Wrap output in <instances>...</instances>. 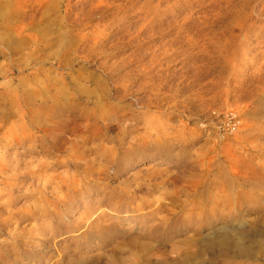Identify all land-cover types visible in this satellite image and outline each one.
Wrapping results in <instances>:
<instances>
[{"label": "bare ground", "instance_id": "1", "mask_svg": "<svg viewBox=\"0 0 264 264\" xmlns=\"http://www.w3.org/2000/svg\"><path fill=\"white\" fill-rule=\"evenodd\" d=\"M86 1L82 0V3ZM124 1L126 0H93L92 9L86 13H78L75 19L87 21L93 13H105L111 8L119 10ZM164 2L175 4L171 3V0H160V3ZM194 2L203 6L202 9L205 10L198 16L199 23L190 29L185 24L178 26V23L167 28L166 32L175 28H179V31L168 41L163 56L159 59L165 67L163 71L171 72L178 56L206 40L207 47L201 51L202 54H206V61L202 63L206 70L201 69L188 78L183 72L178 74L179 70L160 75L154 72L158 57L153 55L151 60L153 67H149L141 74H130L121 82L126 94L134 87L136 91L150 90L147 97L135 98L130 104L125 105L121 110L127 111L125 115L111 112L115 107L109 103L107 96L104 97L107 88L100 90L101 85L107 87L101 81L96 80L95 89L90 90L89 83L94 80L89 77L87 79L90 80L85 83L70 82L71 87L69 84L66 87L62 82L58 83L56 94L49 91L41 92L36 88L37 82L28 84L29 81L23 80L22 86L26 88L22 90L23 103H20L19 97L11 91V86L5 93H0L3 96L0 97V133L5 131L2 134L6 135L9 132L7 138L11 137L12 130L27 132L33 128L43 135L56 130V123L53 120L42 118L44 111H48L49 103L55 112L61 109L74 115L75 121L80 125L72 130V138L63 139V144H60L59 132L55 137L57 140L50 144L47 153H50L49 150L66 152L74 147L78 151L86 148V143L100 140L97 148L102 149V157L94 161L104 160L106 165L94 169L95 162L90 165L84 163L83 157L74 159L79 160L77 167L86 175L103 177L102 180L107 181L105 188L115 182L124 170L121 166L135 161L138 152L142 153L139 154L141 158L137 160V164L151 160L150 167L156 169L135 183L137 187L133 193L131 186L119 183L121 188L113 193L101 195L99 190L103 186L98 184L99 180L83 185L80 183L82 179L66 187V193L56 194L59 188H51L50 191L49 181L44 180L42 187L40 186L41 190L37 193L39 196L32 204L31 212L27 213L12 206V203L20 198L14 193L19 188L9 184L7 188L11 189L10 200L0 204V233L11 228L10 224L14 220L17 226L8 233L11 242L6 246L9 247V251L4 250L5 248L0 249V264L45 262L84 264V259L80 257L84 255L81 253L84 246L94 247L98 244L104 246L118 241L115 224H88L83 222L82 218L75 222L67 215V212L73 209H80L85 213L83 204L90 199L88 194L91 192L98 195L94 198V203L105 204L109 217L111 215L110 219L135 213L137 210L131 207V203L138 198L142 200L141 209L144 205H148L145 210L150 208V199H145L146 195L158 194L160 199L173 200L172 208L160 203L157 210L143 212L140 216H131L134 220L142 218L149 222L150 218H146L148 215L158 218L159 222L147 228L139 238L123 240L114 246L116 248L131 246L138 251H144L145 264L180 262L207 264L231 257L246 258L258 254L255 248L243 239V235L236 232L240 231L242 226L255 230L264 225V214H260L259 206L264 197V142H261L264 138V68L243 75L241 80L248 84L238 89L229 86L228 89L222 88L223 84H217L212 73L227 62L228 67H231L229 72L235 71V62L242 60V57L239 60L234 51L240 43L252 44V41H257L254 60L250 63L253 64L258 58L264 60V25L258 26L259 21L264 20V0H194ZM176 4L180 10L188 5L180 0H176ZM11 20V14L7 12L6 21L10 33L13 32ZM181 34H185V41L182 40ZM231 75L232 80H235V74ZM82 77V74L78 73V78ZM43 82L45 81L40 83ZM250 88H253L250 93L254 96V102L250 106L240 107V102L244 101V95ZM91 92L95 93L96 100L89 104L92 99L83 101L82 98L88 97ZM221 93H226L225 96L228 95V99L233 100L232 109H228V122H237L232 135L228 133L221 135V123L218 122L221 110L215 108L216 100ZM9 108L19 112L21 124L12 126V118L16 114ZM187 114L199 117L200 120L193 124L194 128L183 123ZM64 128L61 127L59 130L63 133L66 131ZM203 129L214 131H202ZM88 132L96 134V137L86 141L85 134ZM204 136L207 137V144L201 146L215 154L214 162H209L206 168L202 169L205 177L204 186L200 188L201 190L189 191L187 188L170 190L172 182L187 178L198 169L197 161L203 154L197 147L200 146L199 140ZM127 139L130 140L129 143ZM177 139L181 144L174 143ZM12 141H15V138ZM178 148L180 150L172 155ZM172 158L176 162L174 163L176 168H184L181 172L169 170ZM108 165L111 167L107 168ZM74 166L76 164H70V167ZM213 167L222 172L223 176L228 175L224 178V185L218 184L216 178L211 176ZM110 169L114 171L111 173ZM4 171L5 167L1 166L0 176ZM78 175L75 173L73 177L76 178ZM62 184L63 182L58 183L57 187H61ZM217 185L219 194H216L218 197H214L212 192ZM227 193L231 194L228 199ZM30 197L27 196L26 199ZM81 200L82 204H79ZM4 208L6 210L1 211ZM228 208H232L230 212L232 216L224 213ZM235 214L244 215L245 221L241 222L243 223L241 226L236 225L238 220L235 219ZM5 215L8 218H3ZM101 216L103 214L99 217ZM24 223L29 224L21 227ZM76 233L78 235H75ZM184 234L187 236L181 242V249L173 253L175 258L163 260L165 254L162 250H158L152 257L149 255L154 245L160 248L166 239L170 240ZM60 237L61 241L68 238L76 240L78 237L84 244L79 242L76 246L64 245L55 250L49 242ZM56 257L59 258L53 263Z\"/></svg>", "mask_w": 264, "mask_h": 264}, {"label": "rangeland", "instance_id": "2", "mask_svg": "<svg viewBox=\"0 0 264 264\" xmlns=\"http://www.w3.org/2000/svg\"><path fill=\"white\" fill-rule=\"evenodd\" d=\"M180 1L188 3L187 7L180 10L176 0H171V3H175L174 5L167 2L160 3V0H126L122 3L119 10L111 8L105 13H93L87 21H81L80 19L76 21L75 17L78 13H86V11L92 9L93 0H87L85 3H82V0H0V93H5L8 87L11 86V91L19 97L20 103H23L24 93H22V90L26 89L22 86L23 80L29 81L28 84H36L37 82L36 88L41 92L49 91L52 94H56L55 90L58 87V83L62 82L66 87L69 84L71 87L72 83L70 82L85 83L93 79L94 82L89 83L90 90L95 89L96 80L98 82L101 81L107 87L101 85L100 90L107 88L104 97L107 96L109 103H111L113 108L115 107L111 112L125 115L127 111H121L122 108L130 104L135 98L147 97L150 90L136 91V87H134L126 94L121 82L130 74H141L145 70L147 71L149 67H153L151 61L153 55L158 57L154 72L160 75L175 73L179 70L178 74L183 72L185 77L188 78L201 69L203 71L206 70L205 66L202 65L206 61V54H202L201 51L205 50L208 41L202 40L199 46L190 48L184 51L181 56H178L176 65L173 64L171 72L163 71L165 67L159 58H162L168 41L175 37L179 31V28H175L170 32H166V29L176 23H178V26L185 24L190 29L199 23L198 16L205 11L202 9L203 6L195 3L194 0ZM7 12H10L12 17L13 32L11 33L8 32ZM259 25L263 26L264 20L259 21ZM180 36L185 41V34ZM256 43L257 41H252V44L240 43L236 46L235 54L239 60L242 57V60L235 62L234 72H229L231 67H228V62L222 64V68L213 71L212 74L215 75L214 80L217 81V84H223L222 88L227 89L228 86L236 87L237 89L240 86L245 87L248 83H244L241 77L264 68V60L262 58L256 59L253 64L250 63V61L254 60ZM209 50L207 49V51ZM78 73L82 74L83 77L79 79ZM231 74H235V80H232ZM87 77L90 79H87ZM42 81L45 82L40 83ZM252 89L250 88L246 92L244 101L239 104L240 107L250 106L254 102V96L250 93ZM225 94L221 93L215 103V108L221 110L218 122L221 123L220 131L222 136L226 133L232 135L237 125V122H228V109L232 107L231 103H233V100H229L228 95L225 96ZM0 97L3 98L1 94ZM82 100H90L89 104H91L92 101L96 100L95 93L91 92L88 97H84ZM47 108L48 111H44L42 118L51 119L56 123V130H52L51 133L43 135L37 130H33V128H30L31 130L27 132L12 130L13 132L9 138L6 137L7 134H10L9 132L6 135L2 134L5 131L0 133V167H5L3 175L0 176V204L10 200L11 189L7 188L9 184L19 188L14 193L20 198L14 201L12 206L16 210L20 209L23 213H27L31 212L32 204L38 198L39 195L37 193L41 190L40 186L42 187L44 180L49 181L50 191L53 188H59L55 192L56 194L58 192L66 193V187L82 179L80 183H83V185L99 180L98 184L103 186L99 190L101 195L107 192L113 193L118 188H121L119 183H123V186H131L133 193L134 188L137 187L135 183L140 182L142 177L145 178L146 175L156 170L150 167L151 160L137 164V160L141 158L139 154L142 153L138 152L135 161L127 162L126 165L121 166L124 170L121 171L115 182L105 188L104 185L107 181L102 180L103 177L86 175L77 167L79 160L74 159V157H83L84 163L95 164L94 169L101 165H106L104 160L94 161L98 157H102V149L97 148L100 140L86 143V148H81L78 151L74 147L66 152L59 153L49 150L48 152L50 153H47L50 144L57 140L55 137L59 132H61L59 141L60 144H63V139L72 138V130L78 127L77 125H80L79 122L75 121L74 115L65 113L61 109L56 111L59 112L57 114L50 103ZM9 109L16 114L12 118V126L21 124L19 112L12 108ZM198 120H200L199 117L187 114L183 119V123L192 125L194 128L193 124ZM61 127H65L64 130L66 131L62 133L59 130ZM181 129L184 130L182 127ZM207 130L203 129L202 131ZM226 130L229 132H226ZM208 131L214 130L209 129ZM85 137L87 141L94 139L96 134L88 132ZM13 138H15V141H12ZM176 141L174 143H180V140L177 139ZM199 141L200 143L198 144L200 146L197 148L202 150L200 153L203 156H200L197 161L198 169L187 178L172 182L170 190L187 188L190 191V189L198 190L204 186L205 177L202 169H205L209 162H214L215 154L213 155L212 151L205 148V146H201L207 144L206 136ZM129 142L130 140L127 139V143ZM261 142H264V138ZM105 146L109 147L110 144ZM179 148L174 150L172 155H175L180 150ZM173 158L170 161L169 170L179 173L184 168H176L174 164L176 162ZM72 163L76 164V166L70 167ZM109 167L111 166L108 165L107 168ZM113 171L110 169L111 173ZM212 171L211 176L216 178L215 181L224 185V178L228 175L223 176L222 172H219L215 167L212 168ZM75 173L81 176L78 175L75 178L73 177ZM136 178L139 179L135 181ZM60 182H63L62 186L57 187ZM217 189L218 185L213 189L214 197H218L216 195L218 193ZM132 195L135 196L134 194ZM230 195L227 193L226 199ZM27 196L31 197L26 199ZM32 196L35 197L32 198ZM88 196L90 199L83 204L85 213L80 209H73L68 211L67 215L73 218L72 221L75 222L77 220L80 221L82 218L83 222L88 224H115L118 230V241L104 246L102 244L94 247L84 246L81 252L84 255L80 256L84 259V264H145L143 262L145 259L144 251H138V249H133L131 246L120 248L114 246L123 240L139 238L140 234H143L147 228L159 222L158 218L149 217L148 215L146 218H150L149 222L142 218L134 220L131 216H140L143 212L148 213L152 210H157L160 203L172 208L173 200L171 198L160 199L158 194L146 195L144 196L145 199H150V208L148 207L145 210L148 205H144L142 206L143 209H141L142 200L138 198L131 203V207L137 210L135 213L123 215L118 219H110L111 215L109 217L105 204L93 202L98 195L91 192ZM245 200L248 203L250 202L248 199ZM79 204H82V200ZM259 206L261 208L260 214H264V197ZM5 210L4 208L1 211ZM231 211L232 208H228L224 213L230 214ZM101 214L103 216L99 217ZM230 215L232 216V213ZM243 216L236 215L237 226H241L243 224L241 222L245 221ZM3 218H8V216L5 215ZM14 223L15 220L10 224L11 228H7L8 230L6 229L2 234L0 233V249L5 248L4 250L8 249L9 251V247L6 244L11 242L8 238V233L17 226ZM27 224L29 223L21 224V227ZM236 233L242 234L243 239L248 245L254 247L258 254L254 257L246 258L231 257L207 264H264V225L255 228V230L242 226L241 230ZM75 235H78V233ZM186 236L184 234L172 237L170 240L166 239L160 248L154 245L149 255L152 257V255L158 253V250H162L165 254L163 260L175 258L173 253L181 249V242ZM61 239V237L56 238L54 241L49 242V245L56 250L64 245L69 247L76 246L79 242L84 244L78 237L76 240L75 238H68L61 241ZM58 258L56 257L53 263ZM43 264H47V262ZM178 264H191V262H180Z\"/></svg>", "mask_w": 264, "mask_h": 264}]
</instances>
